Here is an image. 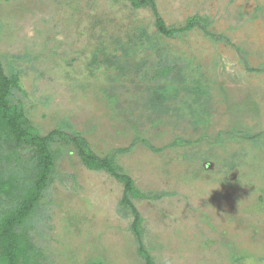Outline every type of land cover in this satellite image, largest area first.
Instances as JSON below:
<instances>
[{"label":"rangeland","instance_id":"374dc122","mask_svg":"<svg viewBox=\"0 0 264 264\" xmlns=\"http://www.w3.org/2000/svg\"><path fill=\"white\" fill-rule=\"evenodd\" d=\"M154 2L167 28L204 31L164 36L128 0H0L13 100L33 134L114 158L155 264H264V0ZM66 138L34 244L51 264H144L121 183Z\"/></svg>","mask_w":264,"mask_h":264},{"label":"trees","instance_id":"16d2710c","mask_svg":"<svg viewBox=\"0 0 264 264\" xmlns=\"http://www.w3.org/2000/svg\"><path fill=\"white\" fill-rule=\"evenodd\" d=\"M128 1L135 9L149 8L156 30L164 36H174L196 27L202 29L193 19L183 27L167 28L154 0ZM7 66L9 72L6 73L0 60V264H51L34 244L31 233L44 224L42 204L55 182L57 153L53 147L66 137L59 130L43 136L31 132L23 105L13 100V91L18 88L22 72L14 68L12 62ZM170 71V67H163L159 74L167 75ZM155 95L161 96L163 91L158 90ZM68 138L85 168L106 172L121 183L119 212L123 218L132 219L130 230L144 264H155L144 244L143 219L132 203L138 195L133 180L120 172L112 156L97 157L89 151L83 138ZM22 151L29 155H23Z\"/></svg>","mask_w":264,"mask_h":264}]
</instances>
